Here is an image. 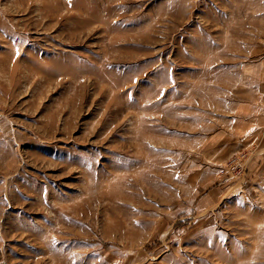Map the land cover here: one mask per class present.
I'll use <instances>...</instances> for the list:
<instances>
[{"label":"rangeland","instance_id":"obj_1","mask_svg":"<svg viewBox=\"0 0 264 264\" xmlns=\"http://www.w3.org/2000/svg\"><path fill=\"white\" fill-rule=\"evenodd\" d=\"M263 9L0 0V264H264Z\"/></svg>","mask_w":264,"mask_h":264},{"label":"crops","instance_id":"obj_2","mask_svg":"<svg viewBox=\"0 0 264 264\" xmlns=\"http://www.w3.org/2000/svg\"><path fill=\"white\" fill-rule=\"evenodd\" d=\"M262 3H264V0H262ZM261 20H264V15L261 16ZM256 45L259 46L258 52L260 53L258 54H262V56L259 57V62L264 63V43L260 42ZM222 122L224 123L222 125L233 130L232 132L234 133L230 138H234V146L247 147L254 144L256 145V143L260 141V143H262L260 150L264 151V97L239 98L234 102L230 112L223 118ZM223 131L225 132V130ZM219 132L222 131L219 130ZM260 167L261 169L264 168V163H262ZM251 168L252 174L255 175L259 168L256 167V165ZM252 178L256 181L255 183H258L256 177ZM260 179H262L261 182L264 183L263 178L260 177ZM204 200H214L213 195L208 194Z\"/></svg>","mask_w":264,"mask_h":264}]
</instances>
